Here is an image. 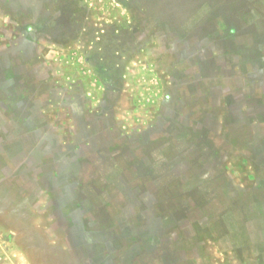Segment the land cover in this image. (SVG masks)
Returning <instances> with one entry per match:
<instances>
[{"label": "rangeland", "instance_id": "1", "mask_svg": "<svg viewBox=\"0 0 264 264\" xmlns=\"http://www.w3.org/2000/svg\"><path fill=\"white\" fill-rule=\"evenodd\" d=\"M225 1L0 0L1 264H264V0Z\"/></svg>", "mask_w": 264, "mask_h": 264}, {"label": "crops", "instance_id": "2", "mask_svg": "<svg viewBox=\"0 0 264 264\" xmlns=\"http://www.w3.org/2000/svg\"><path fill=\"white\" fill-rule=\"evenodd\" d=\"M131 9L139 14L142 24L154 22L161 26L178 24L182 31H192L204 23L216 19L217 0H129ZM231 5V1H225ZM120 4V3H119ZM131 12V11H130ZM144 19V20H143ZM114 25L119 23L114 20ZM129 24V23H128ZM131 24L133 21L131 20ZM121 29V28H120ZM137 35V34H136ZM136 37V36H135ZM138 37V35H137Z\"/></svg>", "mask_w": 264, "mask_h": 264}, {"label": "built area", "instance_id": "3", "mask_svg": "<svg viewBox=\"0 0 264 264\" xmlns=\"http://www.w3.org/2000/svg\"><path fill=\"white\" fill-rule=\"evenodd\" d=\"M0 264H1V259H0Z\"/></svg>", "mask_w": 264, "mask_h": 264}, {"label": "trees", "instance_id": "4", "mask_svg": "<svg viewBox=\"0 0 264 264\" xmlns=\"http://www.w3.org/2000/svg\"><path fill=\"white\" fill-rule=\"evenodd\" d=\"M229 18H227L226 20L228 21Z\"/></svg>", "mask_w": 264, "mask_h": 264}]
</instances>
